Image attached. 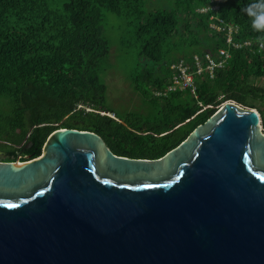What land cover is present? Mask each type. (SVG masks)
Listing matches in <instances>:
<instances>
[{"label":"water","instance_id":"water-1","mask_svg":"<svg viewBox=\"0 0 264 264\" xmlns=\"http://www.w3.org/2000/svg\"><path fill=\"white\" fill-rule=\"evenodd\" d=\"M0 264H264L261 112L227 100L157 158L64 127L0 160Z\"/></svg>","mask_w":264,"mask_h":264},{"label":"trees","instance_id":"trees-1","mask_svg":"<svg viewBox=\"0 0 264 264\" xmlns=\"http://www.w3.org/2000/svg\"><path fill=\"white\" fill-rule=\"evenodd\" d=\"M256 2L221 0L218 11L202 13L216 2L162 0L148 9V0H0V150L10 154L4 160L37 157L49 135L64 127L98 133L119 155L157 158L223 102L254 108L264 99L257 83L264 76L257 38L264 33L244 9ZM211 17L223 31L210 27ZM110 19L122 29L114 52L106 34ZM206 47L216 65L224 59L221 49L230 57L212 73H199L196 55L201 68L209 66ZM119 56H131L124 77L140 98V108L121 114L109 103L102 76ZM181 61L193 74V95L190 88L169 89Z\"/></svg>","mask_w":264,"mask_h":264},{"label":"rangeland","instance_id":"rangeland-1","mask_svg":"<svg viewBox=\"0 0 264 264\" xmlns=\"http://www.w3.org/2000/svg\"><path fill=\"white\" fill-rule=\"evenodd\" d=\"M162 4V0H148V5L147 8L149 9H154V7H159ZM158 5V6H157ZM154 6V7H153ZM201 10V9H200ZM203 10H201L202 12ZM196 20V19H195ZM210 27L214 28L215 24L212 22V18H210ZM192 23V21H191ZM200 30L202 29L201 27L199 28ZM220 30V29H218ZM106 34L108 38L111 40V45L113 48V52L116 49V46L119 48V39L122 36V29L119 27L118 22L115 20H108L106 24ZM230 38V33H228V39ZM264 46V45H262ZM198 57L196 65L199 63L198 60L201 58L200 55H196ZM215 56V53L212 48L206 47L203 48V55L202 57L205 58V60L210 61L213 60V57ZM131 56H124V57H118L116 63L108 64L107 70L102 73L103 78L108 84V91H107V96H108V101L111 104L112 108L118 113H125V112H130L134 111L138 108H140V98L139 96L130 88L129 83L127 82L126 78L124 77L125 71L127 72L129 68L132 65V59L130 58ZM115 60V57L113 56V61ZM182 61L177 64V68L181 66ZM223 66V64L221 65ZM190 67V66H188ZM115 68V69H114ZM174 67H172L173 69ZM114 69V70H110ZM182 71H186L185 68H181ZM209 70V73L211 72V69L207 67V69H204L202 72H205ZM108 72V73H107ZM201 72V73H202ZM189 75V73H187ZM184 80H180L179 83L175 84L173 86V89L176 88V86H179L181 89H185V85L188 83L187 80L184 78V75L182 76ZM257 83H259L261 86H264V76L262 78H259L257 80ZM194 93L192 92V95ZM226 102V101H225ZM223 102V103H225ZM256 106L254 109H264V99L258 98L256 101ZM221 104V106L223 105ZM240 105V104H239ZM242 106V105H241ZM244 109H248L247 107L242 106ZM136 108V109H135ZM107 114H111L112 116L113 113L108 112ZM264 126V124H263ZM8 152L6 150H0V160L3 161L7 157H9ZM22 160V159H21Z\"/></svg>","mask_w":264,"mask_h":264},{"label":"built area","instance_id":"built-area-1","mask_svg":"<svg viewBox=\"0 0 264 264\" xmlns=\"http://www.w3.org/2000/svg\"><path fill=\"white\" fill-rule=\"evenodd\" d=\"M212 2H216V3L210 5L208 8H203V9H201V10H203L202 13H203V12H207L209 9H210V10L212 9V10H214V11H218V10H219V8H220L219 3L221 2V0H212ZM201 10H200V12H201ZM211 18H213V17H211ZM219 21H220V22H223V21H221V20H219ZM214 28L217 29V31H223L220 25H216V24H215V27H214ZM218 29H220V30H218ZM232 32H233V29H232V27H230L229 30H228V33H230V38L227 40L228 43H232ZM237 46H238V45H237ZM219 54H220V56L224 57V59H222V61L219 62V64H217V65L215 64L214 59H213L212 61H210V63H211L212 65L209 64L208 68L211 69V72H212L214 66H220V67H222L221 65L224 64V62L226 61V59H228V58L230 57L229 53H228L226 50H224V49H221V50L219 51ZM197 59H198V57L196 56V60H197ZM198 62H199V60H198ZM182 67L185 68L186 71H182V69H181ZM197 67L199 68V69H198V72H199V73H201V72L204 70L203 68H201V66L199 65V63L197 64ZM188 69H190V67H188V66H184L183 64H181V66L178 68V70H179L180 72L174 74V76H173V83H174V84L171 85V86H169V89H173V86H175V84L179 83L180 80H184V79L182 78V76L184 75V78H185V79L187 80V82H188V83L185 85V86H186L185 88H190L191 91H192L193 93H195V91H194V85H193V74H192L191 72H189ZM187 73H189V75H187ZM177 87H179V86H176V88H177ZM176 88H175V89H176ZM80 106L86 107V109H88V110H92V108L87 107V106H85V105L79 104V107H80Z\"/></svg>","mask_w":264,"mask_h":264},{"label":"clouds","instance_id":"clouds-1","mask_svg":"<svg viewBox=\"0 0 264 264\" xmlns=\"http://www.w3.org/2000/svg\"><path fill=\"white\" fill-rule=\"evenodd\" d=\"M244 11L253 17V28L264 33V0H257L256 3L247 6ZM259 44L264 45V35L257 38Z\"/></svg>","mask_w":264,"mask_h":264},{"label":"snow or ice","instance_id":"snow-or-ice-1","mask_svg":"<svg viewBox=\"0 0 264 264\" xmlns=\"http://www.w3.org/2000/svg\"><path fill=\"white\" fill-rule=\"evenodd\" d=\"M9 207H16V205H9Z\"/></svg>","mask_w":264,"mask_h":264}]
</instances>
